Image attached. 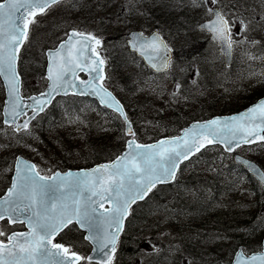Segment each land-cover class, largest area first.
<instances>
[{
    "label": "snow or ice",
    "instance_id": "snow-or-ice-1",
    "mask_svg": "<svg viewBox=\"0 0 264 264\" xmlns=\"http://www.w3.org/2000/svg\"><path fill=\"white\" fill-rule=\"evenodd\" d=\"M58 3L60 0L0 2V77L8 87L7 114L15 121L25 108H31L34 113L43 111L54 95L76 90L73 94L98 96L101 103L119 113L125 124L130 125L120 102L102 83L104 60L95 47L101 40L91 33L73 31L55 51L48 52V90L40 97H30L31 105L21 103L23 98L16 67L20 48L28 39L31 25L37 23L36 17ZM208 12L214 19L204 24L202 30L209 32L213 41L226 47V54L231 55L234 41L230 22L221 11L209 8ZM239 23L247 30V24ZM130 43L133 50L157 71L169 66L170 49L158 33L150 39L143 33L133 35ZM85 71L95 75L87 82L80 80L78 85L77 74ZM20 127L27 128L28 122ZM128 135H135L130 127ZM257 140L264 141V99L239 115L195 124L185 130L183 136L172 140H161L155 145L129 140L127 152L115 162L91 172L63 175L57 172L46 177L40 175L34 164L18 159L16 179L7 195L0 199V221L8 219L13 224H26L28 231L6 234L0 230V237L7 240L6 243L0 239V264H80L83 260L92 264V257H83L63 243H53L54 238L73 223L89 233L85 239L96 245L98 255L106 257L96 264H112L130 205L143 200L157 184L174 180L180 161L199 152L206 144L219 143L227 151H234L241 144H252ZM240 163L254 172L264 185V170L248 161L241 160ZM105 203L111 207L105 208ZM234 264H264V251L250 256L243 250L237 251Z\"/></svg>",
    "mask_w": 264,
    "mask_h": 264
},
{
    "label": "rangeland",
    "instance_id": "rangeland-1",
    "mask_svg": "<svg viewBox=\"0 0 264 264\" xmlns=\"http://www.w3.org/2000/svg\"><path fill=\"white\" fill-rule=\"evenodd\" d=\"M162 1H170V4L165 8L163 6L157 7L158 2ZM256 1H258L259 7L254 5L252 0H217L216 3H213L212 0H196V3H193V0H71L54 6L45 15L39 17L36 24H33L31 38L26 45L27 50L22 62H20L24 84L23 92L24 94H30L35 90L45 88V50L48 47L55 46L70 28L91 34H99L98 36L103 39L104 37L108 39L107 42H103L99 51L103 54L105 61L110 64L108 65L112 69V74H114L111 84L107 83L108 87L125 100L131 111H134L133 108H137L139 102L144 105L145 109L142 108L143 111H141L143 115H140L146 117L138 119L137 115L132 116L135 128L141 138L148 139L152 137L156 139L164 135L165 132L169 134L178 133L177 126H172L173 122H170L171 118L175 119L177 117H174L176 110L183 112V119H189L197 115L201 116L210 111L220 113L223 108H239L245 99L249 100L264 91V56L255 55L251 51L252 47L258 44L261 46V43L264 42V0ZM212 6H218L232 22L235 56L233 67L227 66L223 57L218 54V46L210 40L209 33L197 26L198 20L200 22L211 16L208 9ZM179 21L188 22L189 27L187 30L176 31V34L173 35L170 34L173 48L188 47L193 41L201 42L204 48L195 46L193 56L187 61L188 64L191 62L189 72H192L189 86L188 83H185L183 90L179 86L178 92L177 86L173 83V88L168 93L166 91L167 87H163L166 91L164 92L159 84L157 86L155 77L146 76V70L140 64V61L127 48L126 38L131 29H139L145 33H150L161 26L167 32L164 28L165 22L170 24L177 22L173 23V25H177ZM240 21L247 24V30L241 28ZM259 40L261 41L259 42ZM257 52L259 51L257 50ZM120 59L124 63L115 66L114 64ZM185 65L187 64L177 66V72L183 74L186 70ZM127 72L138 74L136 88L132 93H127L119 80ZM140 73L145 75L143 80H139ZM185 79L188 80V78ZM207 79H210L211 82ZM168 85L171 86L170 83ZM3 92V84L0 81V193L8 185L13 171L11 161L16 151H24L29 158L37 161L42 166L43 173L48 175L56 169V166L67 165L65 163L49 164L50 161L55 163L58 161L57 159L63 157L60 153V142L57 139L45 143L31 139L28 136L17 137L12 133L11 127L4 125L1 113L4 101ZM182 112L179 114L180 117ZM94 113L97 119L99 112L95 110ZM79 119H76L71 126L74 130L76 126H80L77 122ZM104 122L110 126L113 124L120 125L116 119L107 117L104 118ZM65 124L68 125V123ZM85 128L84 125H82V129L76 128V134L82 133ZM111 131L114 132L113 129ZM51 136L54 137L55 135H49L48 137ZM110 137L115 138L116 135L111 133ZM76 143L73 142V144ZM238 151L257 160L264 167V144L261 146H241ZM4 158L6 163L3 161ZM64 158L68 164H82L84 158L82 144L74 145L73 153L66 155ZM192 165H189L187 171L181 173L180 177L183 178L189 171H195V167ZM245 188L251 190L247 197L249 196L250 199L255 200L253 195L257 192L252 191L251 185H247ZM255 211L259 212V209H255ZM153 215V217L156 216V214ZM170 218L172 216L169 217V220H171ZM260 218L261 216L258 215L255 219L259 228L255 231V234L250 235L248 230L241 232L240 241L250 243V245L242 246L247 252L261 249L260 238L264 234V219L259 220ZM163 225H167L166 229L164 228V230L158 232L154 231L151 234L156 237L166 233L170 235L167 239H172L166 242L163 237V245L165 247L170 245L172 249L178 247L179 228L169 223ZM161 226H152L151 228L156 230L164 227ZM170 228L171 230H169ZM69 235L70 233H68ZM224 237V234L219 232L210 233L206 236V246H202H205L202 249L204 256L201 259L202 262L197 264L227 263L225 259L232 255L230 250L233 241ZM149 244L154 248L156 241L151 240ZM78 247L83 248L80 243H78ZM147 251L149 250H145L144 254ZM177 258V254L170 256V259ZM146 260H149V255ZM165 264L176 263L166 261Z\"/></svg>",
    "mask_w": 264,
    "mask_h": 264
},
{
    "label": "trees",
    "instance_id": "trees-1",
    "mask_svg": "<svg viewBox=\"0 0 264 264\" xmlns=\"http://www.w3.org/2000/svg\"><path fill=\"white\" fill-rule=\"evenodd\" d=\"M252 2L259 7L258 1L252 0ZM168 4H170V1L158 2L157 7L163 6L165 8ZM173 23L177 22H172L171 24L165 22L164 28L167 32L161 26L158 29L166 37H170V34L173 35L176 34V31L187 30L189 27L186 21H179L177 25H173ZM263 43H261V46H257L260 51L255 55L264 56ZM195 46L203 47L201 42L197 41H193L188 47H178L175 57L176 65L187 64L185 66L189 68L190 64L187 61L193 56ZM254 50H257L256 47ZM123 63L124 61L120 59L114 65L118 66ZM113 78L114 74H110L109 81L112 82ZM143 79L144 76L140 73L139 80ZM210 79L207 80L210 81ZM119 80L125 91L132 93L136 88L138 74L127 72ZM210 82L209 84H211ZM263 94L264 91L254 97L256 98ZM254 97L249 100L245 99L242 105L248 104ZM138 104L137 108H133V112L129 111L131 119H133L132 116L134 114L137 115L138 119L146 117L141 116L143 115L141 111L145 109L144 105L141 102ZM236 109L239 108H223L222 111H234ZM95 110L99 112L97 119L94 113ZM180 112L182 111L176 110L174 117H177L175 119L171 118L170 121L173 122L172 126H177V128L188 120L182 118L183 112L180 117ZM209 113L213 114L214 112L210 111ZM115 116L116 114L110 110L99 109L96 103L90 99L68 96L59 99L50 109L35 120L27 131L12 133L17 137L28 136L31 139L45 143L57 139L60 142V153L63 157L57 159L58 161L55 163L50 161V165L60 163H65L68 167L91 165L96 162L110 160L124 149L126 136L124 134L123 121L118 116L117 118ZM106 117L116 119L120 125L113 124L110 126L106 124L104 122ZM78 118H80L77 121L80 126H76V128L82 129V125L86 126L82 133L78 134L80 136L76 134V128L75 130L71 128ZM65 123H68V125ZM35 129L37 131H34ZM111 133L116 135V137L111 138ZM165 134L169 133L165 132ZM49 135L55 136L48 137ZM137 137L142 141L153 139L152 137L143 139L139 133H137ZM73 142L83 146L84 158L82 159V164L66 163L67 160L64 157L73 153V146L76 145ZM16 152L27 156L24 151ZM5 160L4 158V163H6ZM191 164L195 167V171L187 172L183 178L179 175V178L171 185L157 187L146 201L140 203L134 209L126 231L121 238L114 264H165L166 261L175 262L176 264L201 263V259L204 256L202 249L206 246L205 237L214 232L223 233L224 238L232 239L230 250L232 254L239 246L250 245V243L241 242L240 235L244 230H248L250 235L255 234L257 229L259 230L255 219L258 215L261 216L259 220L264 219V187L254 177L249 175L243 167L235 164L229 154L219 147H210L203 150L181 167L180 174L187 171V167ZM247 185H251L252 191L257 192L253 195L255 200L250 199L249 196L247 197L249 192H251L250 189L245 188ZM255 209H259V212L255 211ZM153 214H156V216L153 217ZM164 214L166 215L164 216ZM171 216L172 218L169 220ZM165 223L173 224V226L179 228L180 238L177 240V249H172L170 245L168 247L163 245L162 241L164 238L166 242L172 239H167L170 235L164 233L162 236L157 235L155 237V235L151 234L154 231L164 230L167 227V225H163ZM159 225L164 227L152 230V226L158 227ZM74 229L78 231L76 228ZM77 233L72 232L75 236V238L73 237L74 240L78 237L79 233ZM149 240L156 241L154 248L149 246ZM203 245L205 246L202 247ZM145 246L150 248V251L146 254H144L143 249ZM172 254H177L178 258L170 259ZM148 255L149 260H146ZM231 258L232 255L225 260L229 262ZM141 260L142 263H140Z\"/></svg>",
    "mask_w": 264,
    "mask_h": 264
},
{
    "label": "water",
    "instance_id": "water-1",
    "mask_svg": "<svg viewBox=\"0 0 264 264\" xmlns=\"http://www.w3.org/2000/svg\"><path fill=\"white\" fill-rule=\"evenodd\" d=\"M61 1V0H60ZM214 11H219L218 9H216V8H214L213 9ZM214 19V16H213V18L212 19H210V20H207V21H205V22H203V23H201L200 24V28H202V26L204 25V24H206V23H209L211 20H213ZM73 31H70V33L69 34H71ZM140 33H142L141 31H138V30H133V31H131L130 33H129V39H128V44H129V46H130V49L132 50V51H134L133 50V48H132V46H131V43H130V39H131V37L133 36V35H138V34H140ZM158 32H153V33H151L149 36H145L144 34H143V36L144 37H147V38H151L153 35H155V34H157ZM159 34V33H158ZM160 35V34H159ZM160 37H161V35H160ZM68 38V37H67ZM211 38H212V36H211ZM163 39V38H162ZM67 40V39H66ZM65 41V40H64ZM64 41H62L61 43H63ZM163 41L165 42V40L163 39ZM60 43V44H61ZM166 43V42H165ZM59 44V45H60ZM59 45H58V47H59ZM219 45H220V51H221V53L224 55V57H225V59L227 60V63H231L232 62V50H231V55H227L226 54V52H227V49H226V47H224V46H222L220 43H219ZM57 47V48H58ZM57 48H55V49H50V50H48L47 51V53L48 52H50V51H55ZM169 48V47H168ZM170 49V48H169ZM20 50H21V48H20ZM139 56H141L140 55V53L139 52H137V51H135ZM19 53H20V51H19ZM172 56H173V54H172V52H171V50H170V52H169V57H170V60L172 59ZM101 57V56H100ZM142 58H143V60H144V62L150 67V68H152L153 70H155V71H157L155 68H153L149 63H148V61L143 57V56H141ZM18 60H19V58H18ZM18 60H17V65H16V67H17V72H18ZM47 61H48V64H47V69H46V77H47V75H48V68H49V65H50V61H49V59H48V55H47ZM103 72H102V75H103V77L105 78V72H104V64H103ZM169 67V66H168ZM168 67L166 68V69H164V70H161V71H157V72H162V71H166L167 69H168ZM80 73H85L88 77L86 78V79H81L80 77H79V74ZM18 75H19V73H18ZM78 77H79V79L76 81V83L79 85V81L80 80H83V81H88V80H90V79H92V77L95 75V73H92L91 75L87 72V71H85V72H78ZM1 79H2V81H3V83H4V87H5V93H6V98H5V101H4V106H3V118H4V122L6 123V124H15L16 125V129L17 130H22V129H24L23 127H20L21 125H23L26 121L28 122V125H29V123L38 115V114H40V113H42L43 111H45L51 104H52V102L54 101V99L57 97V96H60V95H67V94H70V93H72L73 94V92H75L76 90H70L67 94H63V93H61V94H58V95H54V97L51 99V102L50 103H48L45 107H44V109H43V111H37V112H33L32 110H31V108H25L24 109V111L22 112V114L20 115V116H18V117H16V119H15V121H13L12 120V117L10 116V115H8L7 114V111H8V109H9V103H8V101H9V94H8V87H7V82L4 80V78L3 77H1ZM19 80H20V94H21V77H20V75H19ZM104 80V79H103ZM103 82V81H102ZM49 85H50V81H49ZM49 85H48V87H49ZM106 88V87H105ZM48 90V88L45 90V91H47ZM108 90V89H107ZM44 91V92H45ZM109 91V90H108ZM110 92V91H109ZM42 93V92H41ZM41 93H39V94H36V95H32V96H30V97H40V94ZM110 93H112V92H110ZM76 95H80V94H76ZM112 95L114 96V94L112 93ZM22 96V95H21ZM81 96H89V97H91V98H95V99H97L98 101H99V103L101 104V105H103V106H106L105 104H103V103H101V100H100V98L98 97V96H96V95H94V94H91V93H89L88 95H81ZM30 97H27V98H25V97H22L23 99H22V101H21V103L22 104H28V105H31L32 103H33V101L30 99ZM115 98H116V96H114ZM117 99V98H116ZM262 99H264V98H262ZM118 100V99H117ZM261 100V99H260ZM119 101V100H118ZM120 102V101H119ZM120 104L122 105V103L120 102ZM256 104V103H255ZM255 104H253V105H255ZM252 105V106H253ZM107 107V106H106ZM122 107H123V105H122ZM251 107V106H250ZM109 108V107H108ZM249 108V107H248ZM247 108V109H248ZM111 109V108H110ZM247 109H245V110H243V111H241V112H239V113H236V114H233V115H229V116H218V117H214V118H212L211 120H213V119H216V118H227V117H231V116H234V115H239L240 113H243L244 111H246ZM32 111V113L30 114V115H27L26 116V118L23 120V122H21V123H19L18 122V120H19V118L20 117H22L23 115H25L28 111ZM123 111L125 112V109H124V107H123ZM34 117V118H33ZM7 121V122H6ZM208 121H210V120H208ZM205 122H207V121H202V122H194V123H192L191 125H189L187 128H185V129H183V131H182V134L180 135V136H183L184 135V132H185V130H187V129H190V128H192V126L193 125H195V124H203V123H205ZM131 128V131L133 132V128H132V124L130 123V125H126V133L128 134V128ZM175 137H177V136H175ZM175 137H165V138H161V139H159V140H157V141H155V142H153V143H148V144H143V145H155V144H158L161 140H172V139H174ZM130 140H133V139H130ZM135 140V139H134ZM129 141V140H128ZM127 141V142H128ZM136 141V140H135ZM137 142V141H136ZM256 142H262V141H260V140H257ZM138 143V142H137ZM139 144V143H138ZM206 145H208V144H206ZM205 145V146H206ZM223 145V144H222ZM224 146V145H223ZM225 147V146H224ZM128 151V144L126 145V149H125V151L121 154V155H123L125 152H127ZM121 155H119L116 159H114L112 162H107V163H100V164H97V165H94L93 167H91V168H87V169H80V170H68L67 172H72V173H81V172H91L93 169H96V168H98V167H100V166H102V165H106V164H111V163H113V162H115ZM192 156V155H191ZM190 157V156H189ZM22 160V161H24V162H27V163H29V164H34V163H32V162H30L28 159H26V158H24V157H22V156H18L17 157V159H16V162H17V160ZM241 160H244V161H248V162H250L252 165H254L256 168H258V169H260V170H262V168L256 163V162H254V161H252V160H250V159H248V158H246V157H244V156H242V155H239V154H236L235 155V161L236 162H238V163H240V161ZM184 160H182V161H180V163L181 162H183ZM16 162H15V169H16ZM180 163H179V165H180ZM241 164V163H240ZM35 165V164H34ZM179 165H178V167H179ZM245 166V165H244ZM246 167V166H245ZM247 169H248V171L249 172H251L256 178H257V176L254 174V172H252L251 170H249V168L248 167H246ZM177 170H178V168H177ZM67 172H59V173H61V175H63V174H65V173H67ZM57 173V172H56ZM176 173H177V171H176ZM55 174V173H54ZM53 174V175H54ZM52 175V176H53ZM42 176V175H41ZM16 179V170L14 171V175H13V178H12V183L14 182V180ZM258 179V178H257ZM173 180H171V181H169V182H166V183H170V182H172ZM158 185V184H157ZM11 187V186H10ZM8 191V190H7ZM7 191H6V193L2 196V197H0V199H2V198H4L6 195H7ZM150 193V192H149ZM148 193V194H149ZM148 196V195H147ZM146 196V197H147ZM145 197V198H146ZM144 198V199H145ZM143 199V200H144ZM138 201H142V200H137L136 202H138ZM135 202V203H136ZM135 203H133V204H131L130 205V207H129V210H128V214H127V216L124 218V220H123V224H122V231L120 232V235L122 234V232H123V230H124V227H125V222H126V219H127V217L129 216V211H130V209H131V207L135 204ZM104 207L105 208H109V207H111V205L110 204H108V203H105V205H104ZM101 211H103V209H101ZM28 228V227H27ZM82 230H84L85 232H86V234H85V237L86 236H88L89 235V233L85 230V229H83L82 228ZM112 231H114V229H112ZM120 235H119V237H120ZM119 240V239H118ZM89 241V240H88ZM90 242V241H89ZM118 242V241H117ZM92 245H93V250H92V252L90 253V255L88 256V257H92V261H101V260H104V259H106V257H103V256H100V255H98L97 254V251H96V245L94 244V243H92V242H90ZM240 251V250H239ZM232 264H234V261L232 262Z\"/></svg>",
    "mask_w": 264,
    "mask_h": 264
},
{
    "label": "flooded vegetation",
    "instance_id": "flooded-vegetation-1",
    "mask_svg": "<svg viewBox=\"0 0 264 264\" xmlns=\"http://www.w3.org/2000/svg\"><path fill=\"white\" fill-rule=\"evenodd\" d=\"M6 234H9L12 231L18 230V231H23L24 230V225L23 224H16L11 226L10 224L6 225V228L3 227L2 229ZM60 242V241H59Z\"/></svg>",
    "mask_w": 264,
    "mask_h": 264
},
{
    "label": "bare ground",
    "instance_id": "bare-ground-1",
    "mask_svg": "<svg viewBox=\"0 0 264 264\" xmlns=\"http://www.w3.org/2000/svg\"><path fill=\"white\" fill-rule=\"evenodd\" d=\"M182 193V192H181ZM74 228H76L78 231H82V228L79 227V225H75ZM61 240V237L60 236H56L53 240V243H57Z\"/></svg>",
    "mask_w": 264,
    "mask_h": 264
}]
</instances>
